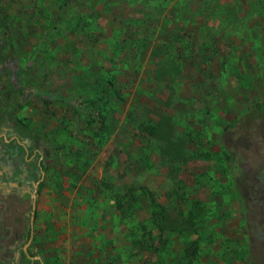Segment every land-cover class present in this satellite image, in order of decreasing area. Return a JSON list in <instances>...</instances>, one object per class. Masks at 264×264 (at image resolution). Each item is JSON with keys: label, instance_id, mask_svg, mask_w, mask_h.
<instances>
[{"label": "rangeland", "instance_id": "obj_1", "mask_svg": "<svg viewBox=\"0 0 264 264\" xmlns=\"http://www.w3.org/2000/svg\"><path fill=\"white\" fill-rule=\"evenodd\" d=\"M0 28L37 152L0 128V264H264V0H0Z\"/></svg>", "mask_w": 264, "mask_h": 264}, {"label": "trees", "instance_id": "obj_2", "mask_svg": "<svg viewBox=\"0 0 264 264\" xmlns=\"http://www.w3.org/2000/svg\"><path fill=\"white\" fill-rule=\"evenodd\" d=\"M71 24L70 20H65V24L67 27ZM70 28V27H69ZM60 27H54L53 33H47L46 38H52V36H56L61 32ZM16 56L11 49V44L6 32L0 28V126L3 123H13L14 132L16 139L18 141L30 140L34 139L36 135L35 131L30 127L26 126L22 121H20L15 115L16 111L21 108L26 103L25 90L22 83L15 78L13 65L16 63ZM72 105L73 109L78 113H83L84 115L97 114L98 113V105L100 102L98 98H87L83 97L81 93H76L73 98L67 99ZM259 106V104H258ZM260 108L263 107L260 105ZM98 115V114H97ZM150 135H155L158 137L160 134L163 135L162 131L157 128H150ZM147 131L148 128H145ZM166 137V136H165ZM176 146V147H175ZM173 153L170 152L169 149L166 150L165 153L161 152V155H164L163 158L169 160L171 158L173 161L179 157V144L175 145ZM175 152V153H174ZM41 170L44 171L46 169L45 166H40ZM141 196L147 198L150 194L146 189H143L141 192ZM148 199V198H147ZM151 203V227L153 226L154 231L161 233L163 229L159 224L162 222V218L164 216V211L162 207L155 204V202L150 199ZM161 217V218H160ZM167 228V227H166ZM173 229V227H172ZM171 233V232H170ZM160 235V234H159ZM159 237V236H158ZM184 256L193 259L197 254V243L194 240L188 242L187 246L181 251ZM30 256V253H28Z\"/></svg>", "mask_w": 264, "mask_h": 264}, {"label": "flooded vegetation", "instance_id": "obj_3", "mask_svg": "<svg viewBox=\"0 0 264 264\" xmlns=\"http://www.w3.org/2000/svg\"><path fill=\"white\" fill-rule=\"evenodd\" d=\"M6 124L11 125L10 136L7 138V140L10 139L9 144L13 145L12 149H14V150H12L10 153L17 154V155L21 154L22 159L24 161H27L28 159H30L32 157L33 153L37 154L36 149L33 146L34 139L32 141H30V140L18 141L16 139V136H15L13 123H3L0 126V128H2ZM2 142L5 143L6 139L3 138ZM31 163H32V169H34L38 172V177L35 180H33L29 185L30 186V192H29L30 205L28 207L29 213L27 215L28 216V225L26 226V229L24 231V236H23L24 239L26 240V243H25L26 245L29 243V240L31 239L33 221H34V215H35L36 196H37L38 190L40 188V181H41V177H42V173H43L40 166H42V165L44 166V163H42V159L40 156H37V158L35 160H32ZM23 178H25V177H22V179L13 177L12 179L16 181L18 186L22 187V186H25L28 184L25 181L26 179H23ZM9 180H11V179H9ZM22 253L25 254L29 258H33V256H31V257L29 256V254H28L29 251L25 250L24 248L22 250Z\"/></svg>", "mask_w": 264, "mask_h": 264}]
</instances>
